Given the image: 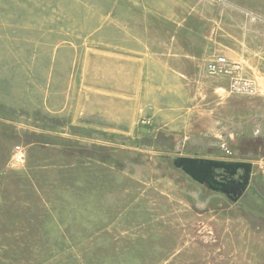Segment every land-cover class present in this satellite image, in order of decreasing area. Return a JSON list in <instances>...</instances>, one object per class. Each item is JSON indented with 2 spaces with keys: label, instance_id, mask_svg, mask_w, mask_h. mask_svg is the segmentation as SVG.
I'll return each mask as SVG.
<instances>
[{
  "label": "rangeland",
  "instance_id": "obj_1",
  "mask_svg": "<svg viewBox=\"0 0 264 264\" xmlns=\"http://www.w3.org/2000/svg\"><path fill=\"white\" fill-rule=\"evenodd\" d=\"M259 17L264 0H0V264H264ZM219 54L258 95L208 76ZM178 156L252 162L249 188L234 203Z\"/></svg>",
  "mask_w": 264,
  "mask_h": 264
},
{
  "label": "water",
  "instance_id": "obj_2",
  "mask_svg": "<svg viewBox=\"0 0 264 264\" xmlns=\"http://www.w3.org/2000/svg\"><path fill=\"white\" fill-rule=\"evenodd\" d=\"M194 182L237 203L246 193L254 164L249 161L178 156L172 160ZM240 173V174H239ZM238 176V179L234 177ZM227 177L232 179L227 180Z\"/></svg>",
  "mask_w": 264,
  "mask_h": 264
},
{
  "label": "built area",
  "instance_id": "obj_3",
  "mask_svg": "<svg viewBox=\"0 0 264 264\" xmlns=\"http://www.w3.org/2000/svg\"><path fill=\"white\" fill-rule=\"evenodd\" d=\"M264 37V26L262 28ZM206 72L210 77H225L229 80L228 92L235 95L256 96L259 94L257 82L244 76V67L239 62L231 61L225 55H217L206 64ZM145 122V121H144ZM16 155L21 158L22 149H16Z\"/></svg>",
  "mask_w": 264,
  "mask_h": 264
},
{
  "label": "crops",
  "instance_id": "obj_4",
  "mask_svg": "<svg viewBox=\"0 0 264 264\" xmlns=\"http://www.w3.org/2000/svg\"><path fill=\"white\" fill-rule=\"evenodd\" d=\"M259 18H261L262 20H264V18H262V17H259ZM262 28H263V26H262ZM261 33H262V29H261ZM261 35H262V34H261ZM219 55H223V54H219ZM239 63H241V62H239ZM241 64L243 65V67H244V71H245V66H244V64H243V63H241ZM222 78H225V77H222ZM225 82L227 83V85H226V88H224V89L227 90L229 80H228L227 78H225ZM215 194H216V193H215ZM219 195H220V194H219ZM261 218H262V216H261Z\"/></svg>",
  "mask_w": 264,
  "mask_h": 264
},
{
  "label": "flooded vegetation",
  "instance_id": "obj_5",
  "mask_svg": "<svg viewBox=\"0 0 264 264\" xmlns=\"http://www.w3.org/2000/svg\"><path fill=\"white\" fill-rule=\"evenodd\" d=\"M240 174V173H239ZM232 179L231 177H227V180ZM234 179H238V176L234 177ZM249 188V187H248ZM224 196V195H223ZM226 197V196H225ZM227 198V197H226ZM228 199V198H227Z\"/></svg>",
  "mask_w": 264,
  "mask_h": 264
}]
</instances>
